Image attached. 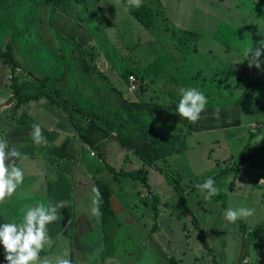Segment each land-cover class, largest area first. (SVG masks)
I'll return each instance as SVG.
<instances>
[{"label": "rangeland", "instance_id": "rangeland-1", "mask_svg": "<svg viewBox=\"0 0 264 264\" xmlns=\"http://www.w3.org/2000/svg\"><path fill=\"white\" fill-rule=\"evenodd\" d=\"M143 1L157 15L151 29L143 28L130 14L133 6L128 0H86L85 7L106 15L112 22L111 27L100 25L122 51L124 62L131 67L135 62L134 69L143 77L142 87L147 95L159 89L166 93L160 102L177 105L182 89L196 88L207 97L205 110H216L233 107L248 78L264 79V63L257 69L249 67L247 59L248 50L264 40V7L257 5L255 0ZM40 4V0L0 1V47L5 46L7 38H12L14 44L23 45L29 51L33 49L36 32L33 22L39 14L44 15L38 9ZM42 9L45 13L43 6ZM99 19L105 21L102 16ZM50 35L55 39L59 37L60 43L54 39L58 55L47 59L49 69L55 71L56 61H61L73 50H81L86 60L93 57L95 49L84 51L78 43L66 40L58 30ZM45 49L40 51L43 53ZM49 49L52 51L53 48ZM94 54L99 62L93 64L92 71L100 70L102 75L110 78L112 69L105 58L99 57L96 50ZM260 60H264V54ZM40 66L44 64L40 62ZM110 79L118 87L124 84L123 80ZM10 93L9 85L0 89V108L11 98ZM48 102L42 97L39 102L31 103L53 107ZM236 113L246 123L250 120L259 123V131L252 130L251 134L236 139H225L222 132L200 136V147L195 148L194 153H184L180 147V152L157 161L158 169L149 168L145 189L153 195L147 198L145 205L150 207V200L155 199L157 220H151L152 212L143 214L142 219H148L144 221V229L126 226L131 235L128 239L118 224L106 228L111 245L116 244V251H124V264H143L142 255L149 251L151 254L155 251L156 264H236L247 248L251 259L256 256L264 239V231H261L264 230V207H261L264 186L253 185L259 173L264 178V150L261 148L264 145V110L252 106L239 108ZM173 115L174 112L167 109L147 123L155 126L156 133L165 134L169 130L171 135L178 134L179 125L172 123ZM247 130L250 132L249 128ZM227 153L226 157L230 155L233 159L223 163L220 158ZM218 163L220 167L216 168ZM218 168L220 174L226 173L220 176L219 195L212 199H205L200 193L198 196L201 190L197 185L211 178ZM138 204L139 209L141 205ZM93 207L89 202L86 213L92 212ZM229 207L255 209L252 216L255 228L249 229L251 223L246 224L249 218L228 222L224 212ZM93 216L90 220L94 228L89 236L96 247L92 256H101L103 233L99 231V216L94 213ZM8 220L12 218L8 217ZM246 230L257 234L250 236ZM240 244L251 245L241 249ZM179 249L187 251L185 257L178 256ZM46 253L41 252V258Z\"/></svg>", "mask_w": 264, "mask_h": 264}, {"label": "crops", "instance_id": "crops-1", "mask_svg": "<svg viewBox=\"0 0 264 264\" xmlns=\"http://www.w3.org/2000/svg\"><path fill=\"white\" fill-rule=\"evenodd\" d=\"M0 1L2 2V0ZM142 2L144 1L142 0ZM0 11L2 12V10ZM40 12L44 15L39 14L33 22L36 28L35 41L33 39L34 43H32L33 49L29 51L23 45L20 47L18 44H13V55L21 68L19 77L32 82L40 81L54 96L60 98L62 103L49 101L48 105L53 106L51 108L31 103L32 101L39 102L40 99H30L25 103L17 104L12 100L13 91L11 88V98L1 105L0 137L7 139L9 147L22 153L26 159L17 160L18 166L22 167L25 172L23 184L15 194L3 203L6 205L5 207L0 204V213L6 218V222H9L8 217L12 218L11 221L18 222L22 218V211L26 205L37 202H56L60 199L56 191L61 188V192L66 191L68 193L66 201L69 204L71 218L66 221L61 232L56 237L51 238L50 245L43 250L47 253L42 258L62 255L67 250L72 264H124L122 258L124 251H116V244L111 245V238L108 236L106 228L111 224H118L124 232V237L128 239L131 235L126 226L143 230L145 227L144 221L148 220L142 219L143 214L152 212L151 220L153 221H156L159 215L154 219L153 209L145 205V203L147 204V198L153 195L152 192L145 189L146 184L120 173L117 176L114 174L120 171H137L144 165L137 154L122 145L116 138L124 118L125 101L168 106L161 114L147 116L146 124H148L150 118L154 119L161 116L167 109L173 113V104L160 102V99L166 93L159 89L153 91L154 95L153 92H151V95H147L146 90L140 88L141 86H139L135 76L138 75V71L134 69L135 62L132 67L124 62L125 57L121 53L122 51L118 50L107 30L101 27L83 3L64 0L54 13L53 28L48 22L46 8L45 13L42 8ZM57 30L65 39L72 41V43H78L77 45L82 47L84 51L92 48V50L95 49L98 52L99 57H104L105 59H103L112 69L111 79L102 75L100 70L92 71L90 69V67H94L93 64L99 62V58H95V50L92 54L93 57L88 60L84 58L82 52L73 50L74 53L72 52L63 57L61 61H56L55 65L58 64V66L54 65L56 67L55 71H53L54 68L49 69L46 66L47 59L55 58L58 55L54 48L56 46L55 40L60 43V38L55 39L56 37H52L50 33L56 34ZM16 38L18 42L17 35ZM9 40L10 38H7L4 44H7ZM43 42L45 44L42 46ZM49 47L53 48L52 51ZM43 48L46 49L42 53L40 50ZM40 62L44 64L43 67L40 66ZM130 76L136 79L135 90L132 92L128 90ZM9 77L10 69L4 65L0 58V89L7 85L11 87ZM109 79L123 80L124 84L118 87L112 84ZM234 102L233 107L204 110L201 112L200 118L193 123L191 129L185 128L182 131L178 126L177 132L181 134L178 146L183 147L182 152L194 153L195 148L200 147V136H213L222 132L225 139H236L251 134L252 130L259 131V123L253 120L246 123L237 115L236 111L239 107H236ZM66 104L69 105L68 107L76 108L79 111L84 124L93 121L109 133L108 137L101 142L98 155H92L93 151L80 139L77 128L64 109ZM254 106L264 110V90L260 93L259 100ZM172 123L177 124L175 115H173ZM34 125L41 127L47 143L36 144L33 141L30 133ZM154 127L149 125L148 128L154 136L168 137L171 135L169 130L165 134L156 133ZM247 128L250 129V132ZM214 142L215 140L212 143ZM226 156H228V153L220 158L223 163L233 159L230 155L229 157ZM156 162L148 165L147 169H158ZM217 167H220L219 163ZM220 171V168H218L217 171L212 173L211 177L215 180L218 189L221 188L220 181L222 178L220 176L226 175V173L220 174ZM95 179L102 180L107 184L112 209V216L103 222L100 219V214L98 215L99 231L103 233L104 251L102 250L101 256H92L96 245L92 244L89 234L94 228L93 222L90 220L94 216L92 212L87 214L85 211L87 204L93 200L92 188L95 187ZM259 180L257 187L264 186V184H260ZM199 193L202 197L206 195V193L199 191L198 196ZM251 193H253L252 190ZM260 200L262 201V198ZM138 203H140L141 209H138ZM263 203L262 201V208L264 207ZM248 218L250 221L248 220L246 224L251 223L249 229L255 228L253 226L255 219H252V216ZM248 230L245 233L253 234V232H256L253 230L249 232ZM95 242L97 243V239ZM250 245L240 244L239 247L246 249ZM262 247H264V244H259V250L257 251L256 248L257 254L253 259L248 255L250 250L247 248L246 251L242 252L236 264H242L244 260H248L249 264H254L261 260V258H264L260 251ZM152 252L153 254L150 251L147 254L143 253V264H156V253L155 251ZM186 254L185 249H179V257H185ZM188 254H191V252H188Z\"/></svg>", "mask_w": 264, "mask_h": 264}, {"label": "trees", "instance_id": "trees-1", "mask_svg": "<svg viewBox=\"0 0 264 264\" xmlns=\"http://www.w3.org/2000/svg\"><path fill=\"white\" fill-rule=\"evenodd\" d=\"M63 1L64 0H40L41 4L39 5L40 7L38 9L41 10L42 6L46 8L47 19L52 28L54 13L60 7ZM73 1L83 4L85 3L84 5L87 4L86 0ZM255 3L259 6L264 7V0H255ZM91 14L98 22L100 21V16L104 18L105 21H100V24L103 25V27L112 26L111 21L108 20V17L106 15H100L95 11H91ZM130 14L145 29H151L154 26L155 16H157L156 12H154L153 9L144 2H142L140 7L133 6L130 9ZM101 22H103V24ZM13 44L14 43L11 38L2 49L0 48V58L2 59L4 65L9 67L10 69L9 80L11 82L13 99L15 100V102L17 104H20L25 103L30 99L37 100L44 97L47 98L50 102L61 104L62 100L54 96V94L49 89H47L45 85L40 81L32 82L19 77L20 72H17V69L21 70V68L19 67V63L14 58ZM77 51L81 52V50L79 49ZM92 68L93 67H90V69ZM138 75L135 76L138 80L139 86H141L140 88H143V77H139ZM245 85L246 86L241 89V93L234 102V105L236 107L241 108L254 106L259 100L260 93L264 90V80L260 78L251 77ZM68 106L69 105L67 104L64 105V109L68 114L69 119L77 128L80 139L93 151L94 154L98 155V151L101 148V142L106 139V137H108L109 133L103 130L93 121H88V123L84 124L79 111H76L74 108ZM167 107L168 106H165L164 104L154 105L147 102H144L143 104H137L135 102L125 101L124 118L122 119L116 138L122 145L137 154L143 161L144 165L137 171H120L118 173L115 172V176L120 173L121 175L129 176L133 180H139L146 184L148 176V165L154 164L156 161L166 159L174 153L180 152L181 148L178 146V141H180L181 139V134H172L168 137L154 136L153 133L149 131V125L146 124L145 121L147 116L161 114ZM172 108L174 110L175 121L180 126L182 131H184L185 128L191 129L193 127V123L189 122L187 119L179 115V113L176 111L177 105L173 104ZM261 148L262 150H264V145L261 146ZM262 159L264 161V153ZM262 176L263 175L260 173L257 175L256 179L253 182L254 186H257L258 180ZM94 185L99 189V192L101 194L99 213L101 221L103 222L105 219H108L112 216V209L109 202L110 191L107 184L102 180L95 179ZM61 191V188L56 191V194H59L58 196L60 199L56 202L52 201V204H57L68 199V193L66 191ZM66 202V206L58 210V215L60 218L47 226L48 233L51 238L56 237L65 226L66 221L71 218L69 214V204L68 201ZM150 202V207L154 212L153 218L155 219L158 215L157 205L155 204L154 198H152ZM2 223H6V220L0 213V224ZM256 233L257 232H253V234L249 233V235L252 236ZM4 256L5 253L3 247L0 246V264H7Z\"/></svg>", "mask_w": 264, "mask_h": 264}, {"label": "clouds", "instance_id": "clouds-1", "mask_svg": "<svg viewBox=\"0 0 264 264\" xmlns=\"http://www.w3.org/2000/svg\"><path fill=\"white\" fill-rule=\"evenodd\" d=\"M134 7H140L142 0H128ZM264 54V40L250 48L247 53L249 67L260 68L264 60L260 57ZM208 103L207 97L196 88L181 90L176 111L189 122L195 123ZM36 144L47 143L42 134L41 127L34 125L30 133ZM26 159L19 151L9 147L7 139L0 137V204L6 202L15 194L25 179L24 169L17 164V160ZM201 192L206 193L205 199H211L219 195L220 189L216 182L208 178L202 184L197 185ZM94 207L92 212L99 215L101 194L97 187L92 188ZM66 201L57 204L37 202L28 204L23 208L22 218L17 221H9L0 224V246L3 247L7 264H72L67 250L62 255L41 258L40 253L51 243L48 233V225L57 221L60 217L58 210L66 206ZM255 209L229 207L224 212V218L235 223L241 218L253 216Z\"/></svg>", "mask_w": 264, "mask_h": 264}, {"label": "built area", "instance_id": "built-area-1", "mask_svg": "<svg viewBox=\"0 0 264 264\" xmlns=\"http://www.w3.org/2000/svg\"><path fill=\"white\" fill-rule=\"evenodd\" d=\"M17 72H20V69H17ZM129 83H130V87H129V91L132 92L135 90V83H136V79L133 76L129 77ZM253 128H255V126H253ZM92 155H94V153H91ZM260 184H264V178H262L261 180H259ZM264 244V243H262ZM261 254L264 255V247L260 248ZM242 264H249L248 260H244ZM254 264H264V258L263 260L260 262L257 261Z\"/></svg>", "mask_w": 264, "mask_h": 264}]
</instances>
